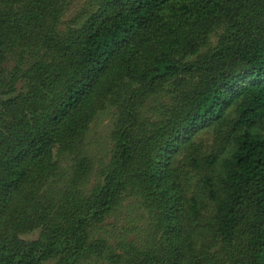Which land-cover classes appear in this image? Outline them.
Wrapping results in <instances>:
<instances>
[{"label":"trees","instance_id":"trees-1","mask_svg":"<svg viewBox=\"0 0 264 264\" xmlns=\"http://www.w3.org/2000/svg\"><path fill=\"white\" fill-rule=\"evenodd\" d=\"M0 264H264V0H0Z\"/></svg>","mask_w":264,"mask_h":264},{"label":"rangeland","instance_id":"rangeland-1","mask_svg":"<svg viewBox=\"0 0 264 264\" xmlns=\"http://www.w3.org/2000/svg\"><path fill=\"white\" fill-rule=\"evenodd\" d=\"M82 3H80V5H81ZM75 6H77V4L75 5ZM79 7V6H78ZM76 10V8L75 7H73L72 8V10L69 12V14L67 15V18H69V16H71V13H73L74 11ZM66 18V19H67ZM106 127H108V122H107V120H105V121H103V123L101 124V125H99V127H96V126H92V132H91V134H90V136H89V139L91 140V141H93V143L94 142H97L98 144L99 143H104V141H105V138L107 137V131L104 129V128H106ZM93 146H95V147H97L98 148V145H93ZM124 215H126V214H123V216ZM123 216H122V219L125 221V222H127V221H129L128 219H126L125 217V219L123 218ZM120 224H122V223H119V226H120ZM37 238V233H31V234H28V235H25V236H23L22 237V239H24V240H34V239H36Z\"/></svg>","mask_w":264,"mask_h":264}]
</instances>
